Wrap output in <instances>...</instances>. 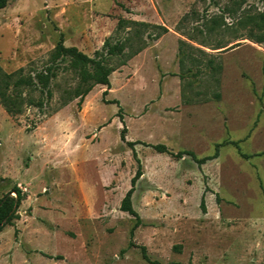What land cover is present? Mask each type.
<instances>
[{"label": "rangeland", "instance_id": "rangeland-1", "mask_svg": "<svg viewBox=\"0 0 264 264\" xmlns=\"http://www.w3.org/2000/svg\"><path fill=\"white\" fill-rule=\"evenodd\" d=\"M262 10V0H7L6 73L39 72L59 33L93 57L127 35L118 20L168 32L111 73L104 100L118 106L97 85L80 110L74 100L52 112L75 84L64 72L43 111L12 117L0 106V200L14 188L22 197L0 232V264H264V42L248 39L244 21ZM220 143L203 165L175 157H209ZM136 160L134 228L120 203Z\"/></svg>", "mask_w": 264, "mask_h": 264}, {"label": "trees", "instance_id": "trees-1", "mask_svg": "<svg viewBox=\"0 0 264 264\" xmlns=\"http://www.w3.org/2000/svg\"><path fill=\"white\" fill-rule=\"evenodd\" d=\"M262 2L264 3V0H262ZM6 3L7 0H0V9H3ZM244 21L245 23L251 24V29L247 36L248 39L255 43L262 44L264 42V10L258 12L256 15L247 16ZM215 27H217V22L213 20L211 21L209 29ZM127 28H129V30L124 38L112 39L109 37L105 39L101 50L96 51L93 57L87 56L75 47L64 46L63 35L59 33L57 43L50 52L46 65L39 72L31 70L25 74L23 69H19L13 73H6L0 68V106L12 117L20 115L24 107H33L39 111H43L52 99V87H57L54 81L60 72L71 73L74 76L75 84L74 86L63 89L58 100V106L53 108L52 112L66 107L74 100H77L76 106L77 109L80 110L84 98L97 85L106 87V90L102 93L103 102L107 105L114 104L118 106L119 103L117 100H104V96L107 95L110 89L109 77L111 73L122 66H126L128 61L137 56L148 46L149 41L157 40L168 32L164 26L150 25L144 22L131 20H118L117 32L124 31ZM198 33L201 35L202 32L198 31ZM188 39L191 41L195 40L192 37ZM197 44L204 46L202 42ZM180 45L181 47L187 46L184 41H180ZM190 47L193 49L192 46ZM234 47L235 46H232L229 49H233ZM221 48L223 47L216 46L211 49L217 50ZM197 50L201 51L200 49ZM111 60L117 61L116 64L112 65L110 63ZM191 60L193 59L191 58ZM64 61H67V64L61 66ZM210 64H212V62H210ZM219 67L220 64L216 67L212 66L211 69L217 71ZM34 93H37L38 96L34 97ZM122 131H124V129ZM123 137L121 133L122 140H124ZM136 143L139 144L138 142ZM136 143L127 142V145L133 148ZM232 144L238 147L236 142H232ZM221 146H223V143L216 144L215 153L209 157L199 159L192 151L178 152L175 154V157L180 158L182 155H187L198 165H203L207 161L215 159L218 156V149ZM152 149L159 154H172L162 144L154 145ZM133 156L136 158L135 154H133ZM241 156L244 158L250 157L243 154ZM136 162L138 168L130 181L131 187L120 203V210L135 218L134 228L138 227L141 223L139 216L131 205V197L134 192L136 181L142 175L138 160H136ZM12 193L15 194L16 198L6 196L0 200V232L5 226L11 225L12 219H17L18 217L15 213L22 197L17 188H14ZM200 208L202 212L205 211L204 199H201ZM130 235L132 236V232ZM129 246H132V244L130 243ZM141 251L143 258L147 260L145 249L141 248Z\"/></svg>", "mask_w": 264, "mask_h": 264}]
</instances>
